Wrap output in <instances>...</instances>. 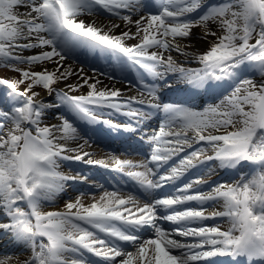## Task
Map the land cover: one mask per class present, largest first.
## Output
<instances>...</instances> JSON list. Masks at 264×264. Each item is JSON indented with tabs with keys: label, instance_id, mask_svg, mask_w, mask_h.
Returning a JSON list of instances; mask_svg holds the SVG:
<instances>
[{
	"label": "snow or ice",
	"instance_id": "6c2138e0",
	"mask_svg": "<svg viewBox=\"0 0 264 264\" xmlns=\"http://www.w3.org/2000/svg\"><path fill=\"white\" fill-rule=\"evenodd\" d=\"M102 14L109 23L97 25ZM194 28L209 43L204 52L182 43ZM77 48L134 71L137 94L101 87L95 70L88 76L66 65ZM189 61L199 67H186ZM0 68L19 74L0 77V235L26 254L0 264H264V0H0ZM73 76L66 90L57 87ZM169 77L186 86L189 100L162 99V89L173 87ZM84 87L86 94H70ZM37 88L56 100L45 101ZM201 90L215 95L198 107ZM61 107L125 133L163 115L158 129L141 136L151 148L146 161L111 156L109 163L90 158V139L68 115L46 122ZM105 110L127 119H104ZM65 161L111 168L146 196L80 192L62 208L45 210L72 184L89 183L81 173L61 171ZM217 168L229 171V180L211 182ZM193 170L202 175L176 194L154 195ZM190 202L197 207H178ZM159 220L174 227L165 230ZM146 229L153 237L141 240Z\"/></svg>",
	"mask_w": 264,
	"mask_h": 264
},
{
	"label": "bare ground",
	"instance_id": "6f19581e",
	"mask_svg": "<svg viewBox=\"0 0 264 264\" xmlns=\"http://www.w3.org/2000/svg\"><path fill=\"white\" fill-rule=\"evenodd\" d=\"M81 19H84L85 22H91V20L93 18L89 17V16H83V17H81ZM96 22H97V25L107 24V23H109V18L106 15L102 14V15L96 17ZM112 22H119V21H117L115 18H112ZM122 30H123V26L120 29L116 30V34H119L120 31H122ZM132 31H135V28H133ZM192 33H193L192 37L189 40L182 41V43H188L191 45V47L188 48L187 51L192 52V53H199V52L206 51L209 47V43L207 40H203V39L199 38L201 35L200 29L194 28L192 30ZM209 39H211V38H209ZM127 43L132 44V43H136V41H127ZM26 55H27V53H26ZM172 55L179 62L184 63V57L178 56L175 52H173ZM70 57L71 58H69L68 60L65 61L66 65L71 64L73 66V68L77 69V70L80 68H83L85 70V73L88 76H92L93 70H95V72L97 73V78L102 81L101 87L107 86L109 88L120 89L126 95H136L137 94V91L135 89H132L131 87H129V85H126L124 83L125 81L123 80V77H125L124 76L125 73L123 71H119L120 67L117 65L116 61H114L110 56L101 55L98 51L90 52L89 50H87L85 48H77L72 53H70ZM185 66L189 67V68H198L199 67V65L195 61L187 62V63H185ZM48 67L51 69L53 67V65H48ZM101 73H103L105 75H100ZM108 75L113 76L114 79L109 80L107 78ZM76 79L77 78L75 76H73L68 81H65L63 83L58 84L57 87L59 89H65V84L75 83ZM158 83L164 84L165 82L164 81H158ZM167 83L173 84V87L171 89H167V88L162 89V99L163 100H164L166 93H175V91L177 93H179V91L185 90V88H186L185 85H182V84L177 85L175 83L174 78H172V77H169L167 79ZM87 91H88V89L86 87H84V88H81L79 92H74V93H70V94L81 95V94H86ZM41 97L45 101H55L56 100L55 95L48 96L45 92L41 94ZM199 97H196L195 99L198 100L197 103H199V105L201 106L202 101L203 102H205V101L203 100L202 94ZM169 102H173V101H169ZM177 103H179V102H177ZM209 103H211V102H209ZM57 113L68 115L70 119L75 120L78 127L82 131V133L86 134V137L90 139L91 146L86 148L85 151H88L91 153V157H90L91 159H93V160H105L106 162H108L107 157H105L104 154H102L101 152L96 150L94 147H92V145H94V141H93L92 137L91 138L88 137V134L90 135L92 132H94V130H96V131L100 130L103 134H106V133L115 134L116 131L109 129L107 126H105L103 124H89L87 121H80L73 114L69 113L66 108H63V107L50 110L48 115H47L46 122L49 124L58 123L59 121L56 119ZM162 115L163 114H156V115H154L152 120H156V119L162 120ZM103 118L104 119L111 118L115 122H118V121L123 122L127 119L126 117L119 115V114L112 115L111 117H109L108 110H105L103 112ZM91 136H92V134H91ZM72 146L75 147V143H73ZM76 163L77 162H75V161H65L61 167V171L73 175V172L75 170L74 165H76ZM138 170H143V169H138ZM82 172H84V170ZM88 172L86 171V173H83V175L89 177ZM199 175H202V173H200ZM205 178H208V177H205ZM80 188H82V189L80 190ZM83 190H85V191L86 190L96 191L95 189H92L91 187H86V186L81 185V184L79 185V183L72 184V186L68 189L69 192H75V191L76 192H82ZM99 195H96V196L98 197ZM85 200H86V202H90L89 197H88V199H85ZM59 202L60 201L58 199V201L55 204H53L49 207H46L45 210H51L53 208H57V209L62 208L64 204L62 206L60 205L61 206L60 207L58 205ZM0 250H2V252H4V253L21 254V248L20 247H17L15 245H13L12 243L6 242V241L4 243H0ZM25 255L26 254L19 255L20 259L21 260L24 259ZM12 264H16L15 259L12 260Z\"/></svg>",
	"mask_w": 264,
	"mask_h": 264
},
{
	"label": "rangeland",
	"instance_id": "374dc122",
	"mask_svg": "<svg viewBox=\"0 0 264 264\" xmlns=\"http://www.w3.org/2000/svg\"><path fill=\"white\" fill-rule=\"evenodd\" d=\"M21 67H27V65H22ZM31 71H40L41 70V68L40 67H33V68H31L30 69ZM0 77H4V78H15V79H18L19 78V74L18 73H13V72H10L8 69H6V68H0ZM37 91H39L41 94L42 93H44V91L42 90V89H39V88H37L36 89ZM75 166H77V164L76 165H74V172H73V175H75L76 173H81L82 175H83V173L79 170V166H78V168L77 167H75ZM80 184H82V183H80ZM90 187H92V186H90ZM94 188V187H93ZM82 188H80V190H81ZM83 192H88V193H90V194H93L92 192H90V191H85V190H83ZM78 193H80V192H69V191H67V193L66 194H64V195H62V197H60L59 198V206L61 205H63L64 203H65V201H67L69 198H71V199H75L76 198V196L78 195ZM99 194H101L100 192H98ZM85 199H88V197L86 196L85 197ZM60 206V207H61ZM7 242H9V239L7 240ZM8 255H10V256H13V257H16L17 255H21V254H15V253H0V258H3V257H5V256H8Z\"/></svg>",
	"mask_w": 264,
	"mask_h": 264
}]
</instances>
